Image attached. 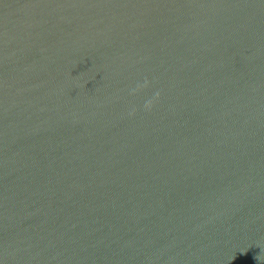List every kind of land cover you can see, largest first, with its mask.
<instances>
[{"label": "water", "instance_id": "95a60500", "mask_svg": "<svg viewBox=\"0 0 264 264\" xmlns=\"http://www.w3.org/2000/svg\"><path fill=\"white\" fill-rule=\"evenodd\" d=\"M0 264H264V0H0Z\"/></svg>", "mask_w": 264, "mask_h": 264}, {"label": "clouds", "instance_id": "9594fccd", "mask_svg": "<svg viewBox=\"0 0 264 264\" xmlns=\"http://www.w3.org/2000/svg\"><path fill=\"white\" fill-rule=\"evenodd\" d=\"M149 84V81L147 80V78H145V80L143 81L142 84H137L135 88L131 89L130 90V95H135L138 91H140L141 89L143 88H146ZM159 95L160 93L159 92H156L153 96L152 99H149L147 100L145 103H144V109L145 110H151L152 106H153V103L155 100H157L159 98ZM135 114V109L133 108L132 111L129 113V115H134Z\"/></svg>", "mask_w": 264, "mask_h": 264}]
</instances>
